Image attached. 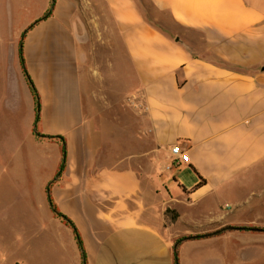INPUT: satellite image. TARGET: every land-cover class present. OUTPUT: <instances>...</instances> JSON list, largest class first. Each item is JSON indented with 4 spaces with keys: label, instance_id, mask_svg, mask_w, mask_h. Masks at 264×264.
<instances>
[{
    "label": "crops",
    "instance_id": "0c3cea01",
    "mask_svg": "<svg viewBox=\"0 0 264 264\" xmlns=\"http://www.w3.org/2000/svg\"><path fill=\"white\" fill-rule=\"evenodd\" d=\"M144 1L154 19L140 0H54L48 16L51 0H0V240L25 215L10 241L46 248L53 222L71 227L53 205L87 264H264V0ZM104 10L140 106L139 160L99 159L104 127L83 104L84 32ZM14 24L29 25L21 41ZM20 48L37 120L34 102L21 114ZM35 132L63 138V164L61 140ZM174 144L188 161L172 163ZM6 244L0 264H24Z\"/></svg>",
    "mask_w": 264,
    "mask_h": 264
},
{
    "label": "rangeland",
    "instance_id": "374dc122",
    "mask_svg": "<svg viewBox=\"0 0 264 264\" xmlns=\"http://www.w3.org/2000/svg\"><path fill=\"white\" fill-rule=\"evenodd\" d=\"M142 6L145 8L146 15L154 19L152 7L144 0H140V7ZM165 18L168 16L166 15ZM155 23L157 26L159 25L158 22L155 21ZM28 26L24 24L12 25L15 38L18 41H21L23 32ZM84 33L86 41L84 42V54L79 59V68L82 78L88 80L89 87L87 90L84 88L83 104L85 108L91 106L89 114L95 132H98L100 125H103V134L105 135L103 137L94 135L98 158L108 163L124 157L139 160L141 153L138 119L140 106L136 103L137 99H125L129 96L132 82L127 80L128 69L124 62V46L118 30L112 17L104 10L101 17L96 18L95 24L90 22L86 25ZM128 73L130 72L128 71ZM90 95L104 99H91ZM28 97L29 94L26 95V99H20L23 117L31 106V102L32 105L34 102L35 116L39 114L34 98L28 99ZM7 119L15 120L11 117H7ZM125 127L129 128L127 132H124ZM42 153L45 155L48 152L42 151ZM23 169L26 170L27 175L30 174V169H27L26 165ZM243 190L241 189L239 193H243ZM15 221L9 223L7 227L4 226L2 229L4 238L3 241L2 238L0 240V243L6 240L8 243L6 245H10L14 258L25 259L24 264H82L73 228L60 222H53L51 225L52 243L48 244L46 248L37 245L36 251L34 250L29 255L21 244L15 245L13 241H10L15 233L27 235L29 222L25 221V215H19ZM12 224L14 226H11ZM13 227L15 232L12 231ZM248 246L253 247L254 245L250 243ZM246 252L247 255L251 252L257 255L254 249H248ZM28 257H30L29 261H27ZM259 262L254 260L246 264H259Z\"/></svg>",
    "mask_w": 264,
    "mask_h": 264
},
{
    "label": "trees",
    "instance_id": "16d2710c",
    "mask_svg": "<svg viewBox=\"0 0 264 264\" xmlns=\"http://www.w3.org/2000/svg\"><path fill=\"white\" fill-rule=\"evenodd\" d=\"M53 6H54V0H51V4H50L48 10L45 13L46 16H48L51 13V10H52ZM19 54H20V62H21L23 74H24V76L26 78V81H27V83L29 85V88H30V91L32 93V96H33V98L35 100L36 109L39 112V108H40L39 95H38V92H37L34 84L32 83V80L30 79V77L28 76L27 71L24 68V61H23V55H22V49L21 48H20ZM218 62L222 63L221 61H218ZM222 64H224V63H222ZM37 118H38V114L36 115L35 120H37ZM35 134L37 136L45 137V138H48V139L59 138L61 140V142L63 143V147H62V164H63V162L65 160V154H66V149H65V144H64L63 138L61 136L44 135V134H41V133H38V132H35ZM62 166L63 165H61V167ZM201 181L202 180H200V183H201ZM49 201H50V199H49ZM50 203H51V201H50ZM52 208H53V211L55 212L56 216L60 217L62 220H64L66 223H68L73 228V232H74V235H75V238H76V241H77V245H78V248L80 250L82 264H87L84 248H83L80 236H79L78 232L76 231L74 225L71 223V221L65 215H63L62 213L57 211L56 208L53 205H52ZM175 257H176V255H175Z\"/></svg>",
    "mask_w": 264,
    "mask_h": 264
},
{
    "label": "built area",
    "instance_id": "2783aa9c",
    "mask_svg": "<svg viewBox=\"0 0 264 264\" xmlns=\"http://www.w3.org/2000/svg\"><path fill=\"white\" fill-rule=\"evenodd\" d=\"M170 157L172 163H180L188 161V154L187 152L182 149L179 144H174L170 148Z\"/></svg>",
    "mask_w": 264,
    "mask_h": 264
},
{
    "label": "water",
    "instance_id": "95a60500",
    "mask_svg": "<svg viewBox=\"0 0 264 264\" xmlns=\"http://www.w3.org/2000/svg\"><path fill=\"white\" fill-rule=\"evenodd\" d=\"M229 228H232V227H229ZM235 228V227H234ZM236 228H238V227H236ZM186 238H189V237H184L183 239H186Z\"/></svg>",
    "mask_w": 264,
    "mask_h": 264
}]
</instances>
